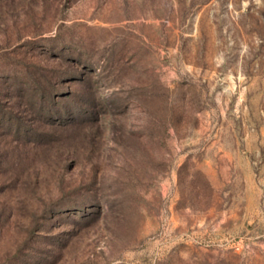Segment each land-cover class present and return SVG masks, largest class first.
Listing matches in <instances>:
<instances>
[{
    "label": "rangeland",
    "instance_id": "obj_1",
    "mask_svg": "<svg viewBox=\"0 0 264 264\" xmlns=\"http://www.w3.org/2000/svg\"><path fill=\"white\" fill-rule=\"evenodd\" d=\"M0 264H264V0H0Z\"/></svg>",
    "mask_w": 264,
    "mask_h": 264
}]
</instances>
